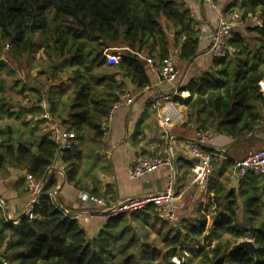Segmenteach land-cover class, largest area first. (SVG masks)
<instances>
[{"label": "trees", "instance_id": "obj_1", "mask_svg": "<svg viewBox=\"0 0 264 264\" xmlns=\"http://www.w3.org/2000/svg\"><path fill=\"white\" fill-rule=\"evenodd\" d=\"M238 10H230L237 23L248 18L260 22L248 28L255 33L252 46L239 33L232 34L226 39L227 55L213 57L210 71L189 81L186 97L174 96L198 129L234 139L251 134L264 121V0H240ZM198 42L183 0H0V118L4 108L12 117L16 105H30L15 113L14 121L32 126V131L45 120L39 106L44 99L49 123L75 137L86 130L99 137L110 107L125 92L123 79L140 88L150 84L142 54L163 61L175 48L179 59L189 61L198 54ZM117 45L123 50L115 49ZM39 50L47 58L49 70L40 72L47 92L8 81L3 74L14 73L12 62ZM10 90L16 98L7 93ZM3 128L0 134L7 136V143L1 171L8 164L43 179L61 152L66 182L76 183V145L61 151L52 139L53 129L34 141L6 122ZM232 163L210 179L207 199L194 219L161 231L168 220L159 219L151 208L152 217L130 214L144 226L152 220V229L159 224L156 233L166 251L158 257L138 243L136 226L127 215L107 219L95 235L87 234L76 219L53 205L47 193L54 185L51 179L44 184L33 218L21 215L17 224L0 220L2 256L7 264H264V176L248 173L228 188L224 173ZM245 239L253 242V254L232 249Z\"/></svg>", "mask_w": 264, "mask_h": 264}, {"label": "crops", "instance_id": "obj_2", "mask_svg": "<svg viewBox=\"0 0 264 264\" xmlns=\"http://www.w3.org/2000/svg\"><path fill=\"white\" fill-rule=\"evenodd\" d=\"M184 2V0H183ZM240 0H191L184 2V7L198 30V54L191 60L178 58V49L172 48L170 58L178 69V77L173 83L160 81L158 70L151 68L147 63L150 84L146 87H137L129 80L123 79L125 92L132 96L131 103H124L115 109L109 118L103 120L104 131L99 137H94L93 132L86 130L80 137L72 135L71 144L79 150L78 170L75 176L76 183L69 184L65 179V164L58 154L57 159L50 165L49 172L45 173L42 181L51 179L54 185L47 192H54L53 200L73 213H81L76 220L86 230L87 234L95 235L107 222V218L94 213L97 205L84 198L83 195L110 199H125L131 196L155 193L166 187L169 174L173 175L176 199L173 201L175 213L172 224H178L187 216L196 215L199 205L207 199L208 190L202 191L192 182L195 159L190 155V148L195 142L198 125L193 120H187L184 113L186 109L174 102L175 95L186 97L189 92L185 89L192 78H198L203 73L210 71L214 58L208 53L212 33L217 25L218 11L226 9L238 10ZM252 21V23H251ZM257 19H246L233 25L229 37L239 33L245 40L254 43L255 33L248 28L258 25ZM169 39L172 35L169 34ZM251 45V44H250ZM252 46V45H251ZM119 51L123 48L117 49ZM142 59L145 55H141ZM32 69V68H31ZM38 69V68H37ZM33 73V71H32ZM120 80V76H116ZM26 82L22 83L25 84ZM27 88H34L43 93L47 92V85L36 82L27 83ZM157 95L166 97L157 109H153L148 99ZM178 105L183 113V119L167 127H162L160 117L165 113L167 103ZM30 105L18 104L14 112L23 113ZM3 116L8 117L3 109ZM15 113L11 115L14 117ZM31 113H29L30 115ZM66 115V114H65ZM10 118V117H9ZM22 118V116H21ZM264 118V115H263ZM45 119L38 123L33 130L32 126L21 125L18 121L9 124L13 131L20 129L34 141H40L45 132L53 129L55 123ZM53 123V124H52ZM4 124V123H3ZM0 124V130L3 128ZM18 133V132H17ZM23 136V134H20ZM19 135V136H20ZM17 137V135H13ZM7 136L0 134V158L5 152ZM264 146V121L258 125L254 132L238 139L226 133L211 131V141L208 151H215L214 162L220 164L231 163L246 157L251 152ZM168 153L171 158L170 165L160 166L158 169L141 177L132 179L128 176V168L137 155L161 157ZM26 168L14 167L6 164V170H0V220L17 224L28 201L29 195L25 174ZM227 181L229 187H236V178L230 175ZM210 181V179H209ZM208 181V183H209ZM227 186V187H228ZM228 187V188H229ZM90 216H85L89 214ZM180 228L177 227V230ZM3 247H0V264Z\"/></svg>", "mask_w": 264, "mask_h": 264}, {"label": "built area", "instance_id": "obj_3", "mask_svg": "<svg viewBox=\"0 0 264 264\" xmlns=\"http://www.w3.org/2000/svg\"><path fill=\"white\" fill-rule=\"evenodd\" d=\"M191 0H184L189 3ZM211 2H219L221 0H209ZM237 23L235 15L228 13L226 9L218 11L217 25L212 33L208 53L212 57H225L229 51V47L226 43V39L229 37L232 27ZM146 63L153 69L158 70V76L160 81L173 83L178 77V69L171 58L163 61H158L152 58H144ZM166 100L163 95H157L148 99V103L153 109H157L158 106ZM132 96L128 92L120 94L119 99L112 104L109 113L106 118H109L113 111L124 103H131ZM39 106L42 108L40 117L42 119H49L50 115L47 111V103L44 99L39 102ZM183 119V113L177 104L173 102L167 103L165 107V113L160 117V124L162 127H167L173 123H178ZM102 125V130L104 131ZM72 134L63 127L54 125L52 130V139L57 144L61 151L71 148ZM211 141V133L209 131H203L198 129L195 136V142L190 148V155L195 159V165L193 167L192 182L195 183L202 191H206L208 187V181L213 170V158L216 155L215 151H208L205 148L209 147ZM61 155V152L59 156ZM171 158L166 152L161 157H150L137 155L131 166L128 168L129 178L135 179L141 177L147 173H150L160 166L170 165ZM50 166L46 169L48 173ZM248 173H254L264 176V146L251 152L246 157L235 160L232 163L230 175L236 179L245 177ZM25 180L27 184V191L29 195V201L22 213L29 219L34 217V206L39 202L40 197L44 194L43 187L44 182L42 179L35 178L30 172H26ZM175 184L172 174H169L166 187L155 193L142 194L138 196H131L125 199H110L101 198L95 196L83 195L84 198H88L97 205V210L94 213L97 216H102L107 219L116 218L120 215H130L133 213H140L146 209L151 208L154 214L159 219L174 220L175 213L173 209V201L176 199ZM52 198V203L56 209L60 210L65 216L71 219H77L81 216V213H73L67 208L61 206L53 200L54 192H47ZM2 203L0 202V207ZM85 216H90L86 214ZM1 264H7L5 259L1 260Z\"/></svg>", "mask_w": 264, "mask_h": 264}, {"label": "rangeland", "instance_id": "obj_4", "mask_svg": "<svg viewBox=\"0 0 264 264\" xmlns=\"http://www.w3.org/2000/svg\"><path fill=\"white\" fill-rule=\"evenodd\" d=\"M227 12L230 13V11H227ZM232 12H234V11H232ZM251 23H252V21H251ZM250 44L252 45L251 41H250ZM2 46L3 45L0 44V58H3V55H2L3 54L2 53L3 47ZM115 49H119L118 45L116 46ZM25 57H27V56H25ZM25 57L20 61L15 60L12 62V65L14 68L13 74L6 75L5 71H4L3 75L5 77H7L8 81H13V80L20 81V85L24 82H26L25 85H28L27 83L29 82V80L31 82H36L37 84L41 85V81L45 78H44L43 74H40V72H42L44 70H46V71L49 70L47 67V64H46L47 58L44 56L43 52L40 50L37 51L33 57L29 56L26 59H25ZM29 59H30V63L27 62V61H29ZM32 71H33V73H32ZM57 75L62 77V78L64 77L62 73L57 74ZM42 83H44V81H42ZM7 93L10 94V96H12L14 98H16V96H17V94H15L12 90H10ZM6 113L7 112H5L4 114H6ZM3 118H5V119L0 120V124H2L4 122L10 123L11 121L12 122L14 121V117L9 118V117L3 116ZM84 135L86 136L87 134L84 133ZM222 166H223V164L218 163V161L214 162L212 174H211L209 179H211L213 176H216L219 169ZM225 170H226V172L224 173V177H226V179H231V177H230V173H231L230 171L231 170L229 171V168H226ZM139 214L140 215L149 214L151 217L153 216L150 209L142 211ZM125 217H126V219H128V221H131V219H132L133 225L136 226L135 234H136V239H137L138 243L145 245L146 246L145 248L148 252L154 250L157 257L160 254L165 253L166 249L160 243V236L156 233V230L158 229L159 224H154V225H156L155 229H152L150 226V225H153L152 220H148L149 224L144 226V225H141V221L138 218L135 219L134 215H127ZM194 217H195V215L187 216L186 219L190 221V220L194 219ZM168 224L169 225H166L164 227H160L161 231H165L169 226L173 227V225H175L172 223L170 224V222H168ZM173 261L176 263L179 262L178 259H176V258H174Z\"/></svg>", "mask_w": 264, "mask_h": 264}, {"label": "water", "instance_id": "obj_5", "mask_svg": "<svg viewBox=\"0 0 264 264\" xmlns=\"http://www.w3.org/2000/svg\"><path fill=\"white\" fill-rule=\"evenodd\" d=\"M140 61L142 64H144V65L146 64L145 59H140ZM241 248L247 250L251 254H253L254 250H255V246H254L253 242L249 239L241 240L232 246V249H241Z\"/></svg>", "mask_w": 264, "mask_h": 264}]
</instances>
